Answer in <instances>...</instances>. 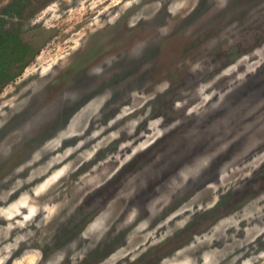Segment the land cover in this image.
Here are the masks:
<instances>
[{"label":"clouds","instance_id":"9594fccd","mask_svg":"<svg viewBox=\"0 0 264 264\" xmlns=\"http://www.w3.org/2000/svg\"><path fill=\"white\" fill-rule=\"evenodd\" d=\"M216 2L219 8L226 9L232 0ZM200 3L201 0H34L32 15L22 22L20 39L31 43L33 37L41 36L42 46L18 65L21 70L16 75L15 85L24 86L23 95H13L4 102L8 92L0 93V130L13 115L33 106V115L43 113V116L35 124L25 123L22 132L12 134L15 139L6 149L0 150V163L12 159L14 152L22 150L44 124L52 123L69 109L73 112L63 126L30 152L29 159L0 180V185H7L0 187V264H81L90 252L102 248L126 227H131L133 232L128 243L112 251L100 264H136L150 249L161 248L178 231L186 229L197 213L214 208L221 195H226L232 188L242 189L243 185L238 181L250 179L253 172L264 165V153H260L249 163L223 170L218 183L209 180L214 164L229 148V137L243 130L242 139L251 137L264 143V114L246 115L248 108L241 107L248 95L244 86L249 75L256 74L264 66V0H251L247 23L233 22L224 32L230 45L247 41L252 46L248 54L241 55L218 75L206 79L226 58L221 60L218 55H212L210 42L205 43L202 53L195 59L176 61L173 71L187 66L190 74L181 87L173 90L174 81L168 72L152 79L160 46L172 39L174 28ZM77 22L81 27L73 34L71 47H67L69 41L64 40L62 51L57 52L56 45L63 38L65 29ZM112 31L126 36L119 50L107 52L88 67L82 74L83 84L73 82L65 87H54L72 57L87 49L92 37ZM184 36L191 37V31L184 32ZM132 68H138L139 75L145 77L134 86H130L132 81L126 77L94 93L93 83H89L103 82ZM225 78L228 84L220 87L219 82ZM15 85L9 91L14 92ZM158 98L168 102L179 118L166 123V117L158 113L159 104L153 103ZM106 107L115 110V114L105 124ZM237 108L241 111L215 134L219 148L205 151L211 139L204 131L206 127ZM154 111L157 114L153 117ZM93 124L95 129L86 135ZM141 125H145V129L137 135ZM114 126H117L115 130L102 136ZM182 126L188 129L184 136L187 152L169 160L151 178L159 182L153 185L154 191L158 192L160 184L164 183V172L172 165H178L168 177L170 194L163 202L154 200L148 212L154 219L173 203V198L182 197L197 185H206L203 191L196 192L155 228H150L151 219L137 223L142 208L139 204H131V198L136 195L132 193L130 211L126 205L117 213L110 203L107 209L81 225L76 238L55 246V235L61 226L68 225L91 192L115 177L137 155ZM122 134L131 139L120 143L116 154L107 156L91 169L87 186L73 184L72 177L78 168L92 161L112 141L120 140ZM74 138H78L74 146H64L65 141ZM92 141L95 143L85 148ZM125 149L130 151L125 152ZM160 159H163L162 155ZM113 163L114 169L103 175L99 173L102 166ZM26 171L27 175H22ZM147 188L148 180L145 179L143 189ZM73 191L78 195L75 201ZM209 191L212 198L206 202L203 197ZM124 213L126 218L120 228L113 231ZM262 238L264 195L219 219L210 229L192 236L171 253L159 256L158 264H264V250L257 243Z\"/></svg>","mask_w":264,"mask_h":264},{"label":"rangeland","instance_id":"374dc122","mask_svg":"<svg viewBox=\"0 0 264 264\" xmlns=\"http://www.w3.org/2000/svg\"><path fill=\"white\" fill-rule=\"evenodd\" d=\"M18 2V0H0V20L3 30L19 31L21 30L22 22L26 17H30L34 11V0L21 1L20 10L13 11L11 15H5L6 7L10 3ZM251 7V0H232V3L226 9L218 7L216 0L207 3L205 0H201L196 10L192 12L185 20L177 25L173 30V37L168 42L162 44L159 48V59L157 66L152 72V79L156 80L160 78L161 73L168 72L169 77L174 81L173 90L182 86L185 78H188L187 66L183 69L173 71L174 65L177 60L181 58L195 59L202 51V45L209 43L212 47V55H218V58L226 61L220 64L216 69L205 77L210 79L215 75H218L221 71L227 67L228 64L235 61L241 55H246L251 50V45L245 41L241 45H230L228 38L224 36L225 29L233 22L238 21L241 25H244L248 21V9ZM175 23V22H173ZM80 24H70L65 29V34L60 42L56 45L57 52L62 51L61 45L64 40H68L67 47H71L72 36L75 32L80 31ZM191 31V37H185L184 32ZM244 33H241L243 36ZM43 37H33L30 44L34 45V50L42 46ZM126 36L121 35L118 32L112 31L108 33L97 34L90 40L87 49L76 53L71 62L64 70L60 80L54 87H65L73 82L83 84L85 82L82 74L93 63L99 61L107 52L112 50H119L124 44ZM217 40L219 42H217ZM52 41L49 40V43ZM19 64V63H18ZM17 65V64H16ZM19 67L15 66L12 70V74L16 72L18 74ZM244 69L242 68L241 71ZM18 71V72H17ZM140 70L138 68H132L118 76H113L111 79H104L103 82L96 81L93 83L94 93L102 91L103 87L110 86L121 79L129 78L132 81L130 86H134L138 81H142L145 77L139 75ZM15 78L0 85V93L8 92V95L4 96V102L11 98L13 95H23L24 86L15 85ZM228 84L227 78L219 82L220 87H225ZM15 85V91H9ZM248 95L245 97L244 104L241 107H247L248 111L246 115H252L255 113L264 114V66L257 70L256 74H250L248 82L244 86ZM153 103L159 104L158 113L166 117V123H171L179 118V114L175 113L168 102L162 98H158ZM5 111H8L6 108ZM105 117L103 123H107L108 119H111L115 114V110L105 108ZM143 111V110H142ZM241 108H237L230 115L216 119L212 124L208 125L204 130L211 139H209L205 151L215 150L219 148L220 142L216 139V132L221 128H225L229 121L239 113ZM35 112V106L27 109L23 112H18L13 115L9 120L6 127L0 130V150H4L7 144L15 139L14 133L22 132L25 123L35 124L41 119L43 113L40 115H33ZM73 110L69 109L60 115L55 121L50 124H44L39 131H35L34 138L28 140L23 149L15 151L12 159L5 163H0V180H3L5 176L19 163L30 158V152L39 144H41L45 138L54 134L55 130L63 126L68 117L72 114ZM157 113L154 111L153 117ZM29 117L32 119L29 120ZM118 126V125H117ZM108 129L102 136H107L110 131L115 130ZM95 129V124L91 125L86 135H90L91 131ZM145 125H141L137 131H143ZM188 132L186 126L178 127L173 130L169 135L161 138L155 145L145 150L143 153L137 155L133 161L127 164L119 173L115 175L111 180L96 188L94 192H91L85 199L84 204L81 205L76 214L69 221L67 226H61L60 231L55 235V246L59 247L70 240L76 238L81 225L86 224L94 215L98 214L108 208L111 203L112 207L117 213H120L121 209H125L126 205H129L130 194L136 193L131 198V204H139L142 208L141 216L138 217L137 223L142 219H151L150 228H155L163 219L175 211L182 203H186L193 195L198 191H203L201 185H197L195 188L186 192L182 197L173 198V203L164 208V211L151 218L148 209L152 207V202L156 199H160L162 202L170 194V182L168 177L171 173H174L178 165H172L168 171L164 172V183L160 184L158 192L154 191V182L151 178L157 175L161 168L168 164L169 160L173 159L177 155H184L187 152V144L184 141V136ZM243 130L236 133L234 136L229 137V148L223 152L214 164L213 172L209 176L210 182H219V176L223 170L232 166H242L245 163H249L254 157L260 153H264V143L256 141L249 137L247 140L242 139ZM78 138H74L70 141H65L64 146H74ZM131 139L126 134H122L121 139L118 141H112L106 148L101 149L96 157L89 162L82 164L77 172L73 175V184H79L81 186H87L91 176L88 174L91 169L98 164H101L107 156L114 155L119 151V144L125 140ZM139 142V141H137ZM86 144L85 148L91 146ZM125 152H129L130 149H125ZM161 155L163 159H160ZM74 157H70L73 159ZM47 159V158H46ZM190 159V158H189ZM159 160V163L156 161ZM115 164H109L102 166L98 171L101 175L108 172L110 169H114ZM27 175V171L22 174ZM95 175V174H93ZM81 177L84 179L82 180ZM148 180V188L143 189V181ZM243 185L242 189L232 188L226 195H221L219 203L212 209L197 213L193 217L192 222L183 231H178L175 237L167 242L166 245L159 249H150L143 257L136 262V264H158V257L164 254H169L175 248L191 240L192 236L210 229L219 219H222L228 215H231L235 211L241 210L246 204L255 201L260 195H264V165L253 172L250 179L244 181H238ZM0 187H7V185H0ZM73 200L78 199L76 192H72ZM14 198V197H13ZM212 198V192H205L204 201H210ZM162 206V205H158ZM251 206V205H250ZM130 205L127 211H130ZM126 218V213L122 214L117 225L113 231L120 228L123 220ZM163 231V229H161ZM133 235L132 228H121L118 234L108 241L102 248L97 249L94 252H90L81 264H100L102 259H106L112 251H115L118 247H123L128 243V239ZM242 236V234H241ZM260 249L264 250V238L257 241ZM251 248V246H249ZM124 264V262H121Z\"/></svg>","mask_w":264,"mask_h":264},{"label":"trees","instance_id":"16d2710c","mask_svg":"<svg viewBox=\"0 0 264 264\" xmlns=\"http://www.w3.org/2000/svg\"><path fill=\"white\" fill-rule=\"evenodd\" d=\"M21 1L23 0H18V2L14 1L12 4L10 3V5L6 7L7 9L4 16L13 14V11L18 12L20 10ZM2 21L3 19L0 20L1 26ZM34 51V45L20 39L19 31L3 30L0 28V85L15 78L16 72L12 74V70L15 66L18 67V65H22L29 59ZM20 70L19 68L18 71ZM1 89L2 88H0V90Z\"/></svg>","mask_w":264,"mask_h":264}]
</instances>
